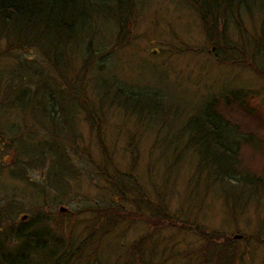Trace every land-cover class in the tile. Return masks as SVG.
I'll return each instance as SVG.
<instances>
[{
    "label": "rangeland",
    "instance_id": "1",
    "mask_svg": "<svg viewBox=\"0 0 264 264\" xmlns=\"http://www.w3.org/2000/svg\"><path fill=\"white\" fill-rule=\"evenodd\" d=\"M121 1L116 9L114 2L100 3L91 34L71 47L69 67L61 64V72L36 47L8 48L0 40V125L11 127L0 152V202L7 217L2 223L42 214L48 227L58 225L57 233L83 238L89 223L100 226L95 207L116 191L110 180L126 172L139 186L117 196L119 210L108 215L116 220L103 234L98 255L86 245L66 264H203L204 258L222 264L209 254L222 244L223 264H264V78L238 57L244 52L231 54L209 39L190 0ZM257 9L242 11L240 24L233 16L231 42L252 46L262 24ZM20 79L29 93L38 88L48 105L63 107L66 121L54 123L61 115L49 117L40 106L13 103L14 90L7 92ZM101 85L109 93L115 87L157 93L160 108L151 105L140 116L125 111L102 99ZM233 89L249 92L244 106L224 104ZM212 98L252 135L239 147L237 170L257 182L209 177L184 145L182 126ZM79 99L88 107L78 109ZM149 201L161 210L159 222H151ZM203 231H216V241L208 246Z\"/></svg>",
    "mask_w": 264,
    "mask_h": 264
},
{
    "label": "trees",
    "instance_id": "2",
    "mask_svg": "<svg viewBox=\"0 0 264 264\" xmlns=\"http://www.w3.org/2000/svg\"><path fill=\"white\" fill-rule=\"evenodd\" d=\"M106 2L109 4L114 2V9H116V5L121 6L122 1L0 0V40L5 41L8 48L36 47L41 55L61 72L58 67L61 64L62 67H69L71 47H80L82 43L79 40L83 34L89 32L91 34L93 29L91 19L94 20L100 14V3L104 4ZM190 2L196 9L209 39L213 40L215 44H222L221 47L224 50H229L231 54L234 51L244 52L241 55L239 54L238 57L240 59L243 57L251 62L253 69L264 78V0H190ZM255 8H258L257 10L261 12L262 18L259 37L252 42V46L247 45L244 47L241 46V42H231L228 37V24L233 16L235 15L234 18L240 24L241 12L251 13L252 10L255 11ZM107 10L110 12L109 9ZM23 74H21L22 77ZM34 77L36 76L30 78L28 76L26 80ZM21 81L20 79L16 87L9 88L7 92L9 94L14 90L13 103L21 109L30 105L35 108L40 106L41 111H48L45 114L47 116L50 115V112L61 115L59 119H51L54 123L66 121L62 115V113H65L63 107L57 108L53 104L48 105L50 103L38 88L34 90V93H29V87L23 86ZM1 88L0 86V93ZM101 90H103L102 99L110 98L111 102L121 106L125 111L137 113L138 116L145 114L144 110H149L151 105L157 107V109L160 108L159 103L161 104V102H157L154 97L157 93L125 92L116 87L109 93L106 87L103 88L102 85ZM248 95V91L233 89L224 97V104L229 105L230 102H236L244 106V100H247ZM43 96L45 97V104L39 105L38 102ZM96 97L100 98L99 95H96ZM78 101L82 105L78 109L88 107V101L84 99ZM147 105L148 108H146ZM90 114H92L91 111L90 113L88 111V115ZM10 129L11 127L7 129L0 125V152H2L5 144H9L6 133ZM181 133L186 134L184 145L192 148L198 156V168H204L209 177L212 176L214 179L222 180L235 179L237 182L248 184L258 181L245 173L239 174L237 170L239 147L242 142L249 143L252 135L243 133L237 123L226 117L215 98L207 100L188 117L181 128ZM181 133L178 135H181ZM14 136L16 138L18 134ZM177 138L175 137V139ZM209 177L208 179H210ZM132 179L134 178L131 176L127 179V173L124 172L119 176H114L113 181L110 180V184L116 190L114 191L115 194H112L114 192L111 193L107 203L96 205L95 208L99 213L97 224L101 221L100 226L89 223V230L86 231V236L83 238L77 237L76 239L70 236L68 232H65V234L57 233L58 227H55L58 225L48 227L50 220L42 214L15 223L12 222V224L8 223L7 220L2 223V220L7 219V217H5L6 214L3 211L5 204L0 202V264H66L70 257L76 259V255L81 253L80 251L86 245L93 247L94 253L98 255L99 243L103 234L108 232L116 220L108 215H112L113 209L115 211L119 210L117 196L121 197L127 190L131 192L139 186ZM157 202L161 204V200ZM149 204L152 210L150 213L151 222H159L162 214L159 211L161 210L153 207L151 202ZM124 208H126L124 205L120 206V210ZM14 217H16L15 214ZM121 218L123 217H120L119 220ZM170 224L177 226L179 222L175 221L173 223L170 219ZM60 228H64V226H60ZM203 237L208 241L209 246L212 244L210 241H216L218 233L216 231H203ZM222 246L210 247L209 254L212 253V262H220L221 260L223 264L225 256L221 251ZM206 250H204V256L209 255ZM229 256L235 257V251H230ZM202 263L206 264L207 258H204Z\"/></svg>",
    "mask_w": 264,
    "mask_h": 264
},
{
    "label": "water",
    "instance_id": "3",
    "mask_svg": "<svg viewBox=\"0 0 264 264\" xmlns=\"http://www.w3.org/2000/svg\"><path fill=\"white\" fill-rule=\"evenodd\" d=\"M60 210H66V207L65 206H61L60 207ZM25 216H23L22 218H24ZM241 235H236V237H240Z\"/></svg>",
    "mask_w": 264,
    "mask_h": 264
}]
</instances>
